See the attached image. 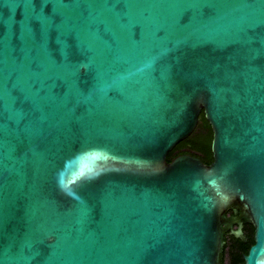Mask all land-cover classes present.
<instances>
[{
  "label": "water",
  "instance_id": "95a60500",
  "mask_svg": "<svg viewBox=\"0 0 264 264\" xmlns=\"http://www.w3.org/2000/svg\"><path fill=\"white\" fill-rule=\"evenodd\" d=\"M262 39L264 0H0V264H223L235 207L264 261Z\"/></svg>",
  "mask_w": 264,
  "mask_h": 264
},
{
  "label": "trees",
  "instance_id": "16d2710c",
  "mask_svg": "<svg viewBox=\"0 0 264 264\" xmlns=\"http://www.w3.org/2000/svg\"><path fill=\"white\" fill-rule=\"evenodd\" d=\"M212 131L204 118L203 113L199 115V123L195 131L183 142H180L172 152L167 155V161L172 160L176 154L175 151L182 150L189 152L192 156L199 158L204 164L209 165L213 161L211 152ZM253 240L249 245H240L237 255L231 259L230 264H243L244 256L247 255L249 248L252 246Z\"/></svg>",
  "mask_w": 264,
  "mask_h": 264
},
{
  "label": "flooded vegetation",
  "instance_id": "af4514ba",
  "mask_svg": "<svg viewBox=\"0 0 264 264\" xmlns=\"http://www.w3.org/2000/svg\"><path fill=\"white\" fill-rule=\"evenodd\" d=\"M175 152H176V154L174 157H177V156L183 155V154H190L189 152H185L182 150H177ZM226 216L231 219L233 230L237 229L236 223L241 221V223H242V229L241 230H242L243 237L245 239V242H242L241 240L230 236L229 233L225 234V239H224L225 243H224V248H223L222 260H223V264H230L231 259L235 255L240 253L239 246L241 244L242 245L243 244L249 245L251 240H253L254 228L249 222L246 221V216L244 215V210L240 209L239 207H235L231 210H228L226 212Z\"/></svg>",
  "mask_w": 264,
  "mask_h": 264
},
{
  "label": "snow or ice",
  "instance_id": "6c2138e0",
  "mask_svg": "<svg viewBox=\"0 0 264 264\" xmlns=\"http://www.w3.org/2000/svg\"><path fill=\"white\" fill-rule=\"evenodd\" d=\"M261 44L264 45V39L261 40ZM193 65L195 64V57L192 58ZM142 260L145 262V264H152V262L148 258V253L146 252L145 255L142 257ZM259 264H264V261L259 262Z\"/></svg>",
  "mask_w": 264,
  "mask_h": 264
}]
</instances>
